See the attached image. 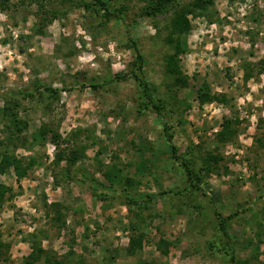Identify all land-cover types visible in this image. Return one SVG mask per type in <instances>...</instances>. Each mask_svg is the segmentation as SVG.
<instances>
[{
  "label": "rangeland",
  "instance_id": "rangeland-1",
  "mask_svg": "<svg viewBox=\"0 0 264 264\" xmlns=\"http://www.w3.org/2000/svg\"><path fill=\"white\" fill-rule=\"evenodd\" d=\"M119 2L128 7L125 24L101 23L79 0H10L0 12V141L9 132L1 110L7 101L17 100L10 103L14 112L28 121L19 136L25 144H0V159L5 150L25 163L35 159L22 178L13 168L0 172L6 188L0 264H28L35 244L65 264H223L229 262L227 241L237 257L232 264H264V0H214L207 10L189 14L192 29L180 55L189 85L183 88L165 65L174 51L167 41L174 10L142 18L145 0ZM44 6L56 8L57 16L40 33ZM130 36L145 55L147 78L168 103L165 119L138 110V84L131 77L98 89L86 86L133 67ZM204 81L226 99L200 105L196 90ZM36 83L58 94H16ZM226 118L236 121L237 130L222 143L216 134ZM170 123L178 153L189 152L198 167L209 153L220 158L216 170L198 181V191L171 156L165 136ZM42 133L45 138L35 140ZM73 148L84 154L68 174L66 160L58 164L56 156ZM116 166L138 182L132 194L155 193L139 215L137 203L106 190ZM80 173L97 179L103 194L95 196L90 182L76 180ZM185 186L190 188L183 194L170 191ZM58 210L62 217L56 220ZM215 210L238 213L228 222L229 239ZM141 233L142 245L131 253V236ZM31 264H44V257Z\"/></svg>",
  "mask_w": 264,
  "mask_h": 264
},
{
  "label": "trees",
  "instance_id": "trees-1",
  "mask_svg": "<svg viewBox=\"0 0 264 264\" xmlns=\"http://www.w3.org/2000/svg\"><path fill=\"white\" fill-rule=\"evenodd\" d=\"M54 2V0H50V2ZM63 4L66 2H73L74 0H59ZM82 2L86 7L93 9V14L95 15V18L98 20H101L100 22L104 21H110V20H117L120 22H123L124 24L127 23V15H128V7L126 4H122L119 2V0H79ZM181 0H145V5L141 7V10L139 12V16L142 18L149 17V18H155L159 15L163 14L164 12L173 9V15L170 19V22L168 24L169 28V36H168V43L173 47L174 51L172 53H168L165 57V65L167 69V73L172 75L175 79L174 84L177 85L180 88L187 87L188 84V76L184 73L181 67V60L180 55L187 50L186 41L183 38L185 35H187L191 29L192 24L189 17V14H196V11L198 9L205 11L208 9L210 5L214 3V0H192L191 3H189L187 6H178ZM10 0H0V12L5 11L9 8ZM43 6V5H42ZM44 8V17L40 18L38 22V27L36 28L37 32L43 31V24L48 21L49 18H56L57 11L56 8ZM44 32V31H43ZM130 47L134 50V62L133 67L126 73L120 72L114 75L113 77L106 79L104 82H89V87H92L94 89H98L102 87L104 84L108 82H113L115 80H123L126 77L133 78L137 84H138V90H139V101H140V108L138 110L140 112H144V110H150L153 111L155 114L160 115L162 118H166V114L164 112L165 108L167 107L166 99L160 94L159 86L151 81L149 78H147L145 74V55L141 49V47L138 45V42L135 38L131 37L129 38ZM247 79L249 76L246 77ZM17 95L20 94L24 97H34L36 94L40 95H46L49 94L51 98H54L58 94L57 89H53L51 87H48L46 85H41L36 83L35 88L33 90L27 89L23 91H18L16 93ZM196 97L200 102V105L205 104L206 102H210L214 99L219 100H225L226 95L222 94L221 96L213 94L211 92L210 86L208 82L204 81L199 88L196 90ZM13 101V100H11ZM15 102H18L17 100H14ZM7 101L2 110L3 118H5V126L6 129H8V135L5 137L4 140L0 141V144L7 145L8 147L11 145V143L14 145V147L18 146L19 144H25L21 139H19V136L21 135L22 131L27 128L28 121L24 120L18 113L14 112L13 105L10 103H15ZM188 107L190 106L187 105ZM170 111V108H168ZM234 121L231 118H226L222 122L221 129L217 132V137L219 141L222 143H226L229 139L234 138L236 135L237 127L234 128ZM172 128V125H168L165 136L166 140L171 152V156L175 158L177 161L180 160L181 166L183 167V172L185 175V179L189 183L190 187L194 190L198 191L202 189L201 184L198 182L200 179L205 178L206 176H209L210 173L214 172L217 168V164L219 162V156L214 153H209V155L205 158H203V163L201 166H197V160L193 157L189 156V152H182L178 153V147L172 142L174 133L169 132V129ZM44 139L45 136L42 133L41 135H35V140H40L41 137ZM39 138V139H38ZM52 140L56 143H58L59 134L54 132L52 135ZM84 153H80L76 148H73L70 150L69 153L60 152L56 156V161L58 164H60L63 160H66L68 167L65 170L68 174L71 172V167L80 159V157ZM35 164V159L31 158L27 163L23 161L22 158H19L9 152V150H5V152L2 154L0 159V172L5 173L8 169L13 168L18 178H22L28 174L29 169L33 167ZM122 172V168L114 167L113 171L110 172L111 174L107 175L108 179L111 181L110 185L108 187L106 186V190L111 194H121L126 200L129 202H135L138 204L139 211L138 215L140 213V209L142 207L147 208L146 200H151L155 193H136L132 194L130 188L135 187L138 185V182L127 175H120ZM76 180L81 181H87L90 182L93 188V194L95 196H101L102 190L104 188H101L100 186H103L97 179L94 177H90L86 175L85 173H80V175H76ZM119 187H122L121 189ZM189 186H185L182 189L179 190H173L170 189L171 192L174 194H183L185 191H187ZM6 188L0 185V202H3L4 200V193ZM167 192V191H163ZM148 198V199H147ZM52 207H56V209H59L60 204L54 203L52 204ZM56 212L52 218H55L56 216L58 219L59 217H62L61 212ZM215 214L217 215V218L219 220V229L223 235H226L227 239H229L228 231H227V225L228 222L234 218L238 213H232L229 215H224L223 213L216 211ZM56 217V220H58ZM64 224V222L62 223ZM134 230H138L136 225H133ZM219 240L217 244L222 248L223 245L225 253L229 255V262H224L223 264H232L234 262H237V257L235 252L232 250L234 247L231 244V242L227 241L223 245V237L220 235ZM143 240V233H141L138 236H131V245L129 250L131 253L136 252L138 248L141 247ZM256 257H258L257 253L255 254ZM44 257V264H65L63 261H54L53 255H49L42 247H40L38 244H35L33 252L30 253V255L27 257V263L31 264L34 262H37L39 259ZM248 259L245 260V262L248 263Z\"/></svg>",
  "mask_w": 264,
  "mask_h": 264
}]
</instances>
